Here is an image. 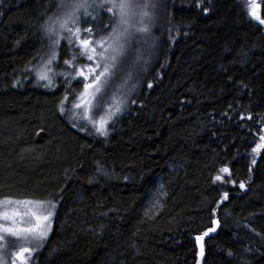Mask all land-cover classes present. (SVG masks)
<instances>
[{
  "label": "trees",
  "instance_id": "trees-1",
  "mask_svg": "<svg viewBox=\"0 0 264 264\" xmlns=\"http://www.w3.org/2000/svg\"><path fill=\"white\" fill-rule=\"evenodd\" d=\"M149 1L155 46L141 44V71L126 81L124 63L111 80L128 91L102 135L72 107L77 80L61 115L64 76L50 74L51 89L36 77L50 52L41 25L60 0H0V199L56 203L31 264H264V150L248 171L264 127V25L241 0ZM89 11L108 23L111 14ZM78 15L84 34L91 21ZM64 46L53 69L73 73ZM224 165L245 190L212 183ZM223 190L229 199L216 208ZM153 194L159 207H149ZM213 219L220 227L201 258L194 237Z\"/></svg>",
  "mask_w": 264,
  "mask_h": 264
},
{
  "label": "snow or ice",
  "instance_id": "snow-or-ice-1",
  "mask_svg": "<svg viewBox=\"0 0 264 264\" xmlns=\"http://www.w3.org/2000/svg\"><path fill=\"white\" fill-rule=\"evenodd\" d=\"M196 6L200 7V0H197ZM57 7L62 10V15L55 16L54 14L55 19H53V17H48L41 25V30L48 37L50 56L36 72V77L39 81L46 82L43 87L51 89L54 87V84L50 74L64 76L65 95L59 105L60 114L64 115V105L68 101V94L75 91L72 87V80H77L78 86H83V91L74 95L72 107L77 109L81 107L87 108L92 102L90 90L95 89L96 92H99L100 89L96 86L101 83L102 78L115 76L118 71L123 70L125 61L129 59L128 51L131 49L132 41L138 39L137 36L133 35V32L130 31V18L133 15V8L140 9L136 14L141 17L134 32L144 34L143 42L148 45L149 41H151L149 47L155 46V38L150 35L149 25L144 19L148 18L149 21L151 20L150 13L146 10L149 8L147 3L143 5H134L131 0H100L99 3H97L96 0H60ZM151 7L154 8L155 5L153 4ZM89 9H103L111 14L108 18V23L105 24L102 19L97 21L96 16H94ZM204 11L206 13L208 9L205 7ZM78 13H82L83 16L89 17L91 21L85 20L84 23L86 26L83 27L84 34H82L81 27H70V25H76L80 20ZM249 15L258 20L259 24L264 25V18H261L252 11L251 7L249 9ZM113 16L116 17L115 21L112 20ZM94 29L103 30L108 34L100 35L98 38L94 39ZM65 31L68 33L67 36L62 35ZM169 39H171V37H169ZM61 40L65 42L63 51L67 57L63 59V64L74 69L73 73L66 74L62 70L54 72L53 64L59 59V45ZM68 53H71V55L68 56ZM142 55L143 53L137 50L135 59L131 60V66L125 73L127 78L130 79L132 77V71L141 61ZM83 60L90 63H84ZM56 67L59 68L58 63ZM25 71H31V69L26 68ZM148 87H151V84H149ZM134 102L135 101H133V103ZM231 107L232 106L229 105V108ZM119 111L120 109L117 108V112ZM223 115L231 119V116H229L227 112L223 113ZM239 118L240 120L245 119L243 113H240ZM248 119H251L250 115ZM99 123L100 126H97L95 123L93 126L96 127L97 132L100 134H106V130L103 128L106 122L101 120ZM261 150H264V134L259 136V143L252 148L250 165L248 167L250 173L253 171V167L257 165V158L260 156ZM97 171L100 175L108 174L99 166ZM91 182L92 180L90 179L89 183ZM212 183H219L220 185L230 184L233 187H236L238 184L240 190L246 189L245 182L234 179L233 173L227 165L221 166L217 170L212 179ZM228 199L229 191L223 190L221 199L216 203V208H219L220 205ZM55 207L56 203L54 200L34 201L10 197L0 199V232L25 241H28L30 237V240L35 242V248L22 247L20 251L14 255L13 264H16L17 260L20 264H27L32 252L42 246V243L47 239L50 230V221ZM21 208L26 209V211L21 213ZM216 208L211 210L213 216H215ZM24 215H29L31 217L27 222L28 226H24ZM31 220L35 221L34 225H32ZM211 224L213 226H210L202 234H197L194 237L196 245L199 246V256L201 258L205 255V238L208 237L210 233H215L220 227V222L217 219H213ZM101 227H103V225ZM257 235H259V233H257ZM0 239H4V237L0 236ZM261 239L264 240V236H262ZM245 251L247 252L248 249H245ZM227 255L231 257L233 253L229 251ZM0 264H2V261H0ZM242 264H249V261L245 259L242 261Z\"/></svg>",
  "mask_w": 264,
  "mask_h": 264
},
{
  "label": "rangeland",
  "instance_id": "rangeland-1",
  "mask_svg": "<svg viewBox=\"0 0 264 264\" xmlns=\"http://www.w3.org/2000/svg\"><path fill=\"white\" fill-rule=\"evenodd\" d=\"M241 1L243 2L244 7H245V9L248 12V15H249V9L251 7V10L254 11L258 16H260L261 0H241ZM96 2H97V0H96ZM99 2H100V0L97 3H99ZM131 2L134 5H136V4L143 5V4L147 3L149 5V7H150V1L149 0H131ZM139 11H140L139 8H133V15L130 18V25H131L130 31H132L133 35H135L137 37H138V33H135L134 29H135V27L138 26L139 21L141 19V17L138 14H136ZM60 15H62V10L58 13L57 16H60ZM249 16L253 20L258 21L256 19H254L251 15H249ZM113 19H114L113 21H115L116 17L113 16ZM73 27H79V25L76 24V25H73ZM107 34H102V35H107ZM98 37L99 36H93L94 39L98 38ZM143 41H144L143 38L141 40H140V38H138V40L135 41V44L137 46L136 49H134L132 46H131V49H129L128 57L130 58V56L132 54H133V57H132V59H130V60L128 59L127 61H125V65L126 64L128 65V66H126L127 69L131 66V60L135 59L137 50H140L143 53L142 59H141V61L138 64L146 61V59L144 58V56H145L144 54H145L146 51L143 52V49H142L143 47L141 46V44H143V45L145 44ZM49 56H50V52L48 53L45 61L48 59ZM83 62L84 63H90V62H88L86 60H83ZM134 69H137L138 72L141 71V68L138 69V67H135ZM124 73L125 72H123V70H122V72L118 71L116 75H117L118 78H119L120 75H121V78H123ZM125 76H126V74H125ZM113 78H114V76H110V77H107V78H102L101 83L96 86V87H99V89H100L99 92H96L95 89L90 90V93L92 94V102H91L90 106H88L87 108H85V107H81V108H78V109L75 108V110L78 111L81 114V119L83 121L89 123L92 126H93L94 123L97 126H100L99 122L101 120H103V121L106 122L103 125V128H104L106 126L108 120H110V118H111V114L113 112V109H117V105L119 103H121L120 105L123 104V96L128 91V89L125 87V85L118 86V87H115V89H113L111 87V85H112L111 84V80ZM123 79L126 80V81L128 80L127 77H125ZM121 80H119V81H121ZM123 83L125 84L124 81H123ZM128 86H129V84H128ZM123 87H125V88H123ZM109 88H111L114 91H112L110 94H108V96L106 97V101H105L106 103L101 102L102 104H100V106H99V101L101 100L100 97H103L104 96L103 93H106ZM82 91H83V89H82ZM94 128H96V127H94ZM262 134H264V127H263L262 132H261L260 135H262ZM221 186H227V185H221ZM229 186H232V185L229 184ZM148 202H150V204L152 203L149 207H159V198H158V196L156 197L154 194L151 195V200L148 201ZM152 210H154V209H152ZM20 211H21V213H24L26 211V209L21 208ZM54 214H55V209L53 210V215L51 217L50 230H49L48 236H49V234L51 232V227H52ZM30 219H31V217L29 215H24L23 216V220L25 222L24 226H28L27 222ZM31 223H32V225H34L35 221L31 220ZM0 236L4 237V239H0V261H2V264H13L14 255L16 253H18L22 247L35 248V242H32L30 240V237H29L28 241H25L23 239H18L16 237H12V236H10L8 234H5V233H2V232H0ZM43 243H42V245H43ZM40 248L41 247H39L38 249H35L32 252L31 257L28 260L27 264H31V261L33 260L34 255L36 254V252ZM16 264H20V262L17 260Z\"/></svg>",
  "mask_w": 264,
  "mask_h": 264
}]
</instances>
